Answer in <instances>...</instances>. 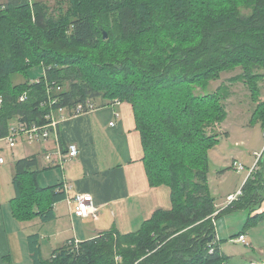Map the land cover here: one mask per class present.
<instances>
[{
	"label": "trees",
	"instance_id": "16d2710c",
	"mask_svg": "<svg viewBox=\"0 0 264 264\" xmlns=\"http://www.w3.org/2000/svg\"><path fill=\"white\" fill-rule=\"evenodd\" d=\"M53 1L0 4V138L19 122L47 125L49 114L61 108L73 116L89 101L128 103L150 185L171 190V209L157 211L134 233L113 229L90 240L69 239L50 259L42 256L40 235H31L33 264H226L216 223L248 211L238 239L264 220V212L257 213L264 202V161L241 195L218 209L209 186L210 151L219 143L213 130L227 119L232 84L257 94L264 76L254 71L264 69V0ZM140 24L143 32L148 27L147 43L120 50L119 37L136 35ZM35 67L44 72L34 79L38 83L28 77ZM238 69L242 73L229 84L206 92L222 73ZM15 75L25 81L15 83ZM256 114L264 130V102ZM40 172L36 155L15 163L11 208L20 222H52L55 204L67 199L63 184L41 187Z\"/></svg>",
	"mask_w": 264,
	"mask_h": 264
},
{
	"label": "crops",
	"instance_id": "0c3cea01",
	"mask_svg": "<svg viewBox=\"0 0 264 264\" xmlns=\"http://www.w3.org/2000/svg\"><path fill=\"white\" fill-rule=\"evenodd\" d=\"M117 112L121 114L118 118L115 115ZM44 142L31 145L23 140L14 149L7 147L5 141L0 142L6 158V163L0 165V264H33L28 244V238L33 234L23 235L21 228L24 226L25 230V224L32 228L31 223L35 220H38L39 226L46 224L40 219L20 222L14 218L11 201L16 195L13 185L15 171L7 166L9 153L15 161L34 155L38 159L43 157L39 159V169L49 170L46 174L61 167L60 180L57 171L51 175L58 181L56 185L63 184L71 189L66 192V200L55 204L56 219L49 223L55 225L50 235L63 239V244L69 239L80 242L90 240L113 229L121 234L134 233L157 211L171 209V190L167 186L150 185L144 165L142 139L130 104L122 102L120 106H106L90 114L67 119L59 125L57 134L53 133ZM71 144L77 145L80 151L74 159L69 158L68 147ZM64 164L66 168H62ZM237 164L233 165L235 169ZM76 194L92 195L98 207V218L90 217L99 223L93 230L94 234L97 233L93 238H85L87 227L83 224L87 218L73 213ZM216 206L224 208L217 202ZM261 212H264V202L257 211ZM67 217H70L71 224L75 222L73 236H69L71 231L62 229L63 223L67 225ZM105 217L110 218L108 224ZM44 236L46 238V235H40L41 241L45 240ZM44 245L42 241V256Z\"/></svg>",
	"mask_w": 264,
	"mask_h": 264
},
{
	"label": "rangeland",
	"instance_id": "374dc122",
	"mask_svg": "<svg viewBox=\"0 0 264 264\" xmlns=\"http://www.w3.org/2000/svg\"><path fill=\"white\" fill-rule=\"evenodd\" d=\"M5 1L6 0H0V4ZM45 1L54 5L53 0ZM139 23L143 24L142 21H139ZM141 24L139 25L140 31L138 30L136 35L125 39H122V36L119 37L120 50L137 48L139 46H144L147 43V37L150 35L146 33L148 27L143 32ZM156 35L157 33L155 32L153 37L156 38ZM145 47H148V44ZM254 71L256 73L264 74L263 68H258ZM43 73L41 67H35L29 71L28 77L31 78L33 82L36 77L41 76ZM240 73H242V69L222 73L221 79L212 82L206 92L210 94L216 92L222 83L229 84V79ZM13 81L17 84L24 82L25 76L15 75L13 76ZM230 89L231 96L225 101L227 119L223 124L216 123L213 131L219 133V143L212 151H210V191L217 204H222L224 207L241 195L245 179L252 172H257L259 169V166L257 165L259 160L264 161V130L260 123L259 115L256 114L259 103L264 102V76L257 82L256 95L250 92L249 87L243 83L232 84ZM198 92L202 91L199 90ZM114 102L115 100L109 101L108 106H111ZM61 114L62 113L58 112L55 115V128H52V130H54L53 133L58 132V127L62 122L72 117H77L74 115L71 116L70 113L66 114L65 112L63 114L65 115V119H62ZM15 123L16 121L12 122V124ZM29 144L35 145L36 143L29 142ZM7 156V166L15 171V163L17 161L11 157L10 153L7 154ZM39 159H43V157H40ZM235 162L238 163L236 169L233 166ZM65 164L62 168H66ZM241 165L242 167L244 166V171ZM56 168V170L52 169L51 171H57V175L58 173L60 175V180L62 178V169L61 167ZM48 171L49 170H41V172L38 173L39 185L43 188L54 186L58 182L56 178H54L55 176L51 175L52 172L46 174ZM45 174L47 177H45ZM239 189L240 191L238 192ZM231 194H233V196L230 197L229 195ZM248 215V211L232 212L222 216L216 223L217 240L221 246L220 248L229 256V260L226 264H264V220L256 228L249 229L245 234L248 245L240 244L237 242L239 238L237 239V237H234V235H238L243 230L248 221ZM66 219L68 221L67 225L63 223L62 229L71 231L69 236H73L75 222L71 224L70 217H67ZM85 220H87L86 223L83 224L85 228L87 227L85 238L89 239L95 237L97 233L94 234L93 230L98 227L99 223L94 222L90 217ZM37 221L38 220H35L31 223L32 228H29V224H25L26 229L24 230L23 226L21 228L22 233L23 235H27L29 232L33 235H46V238L44 236L45 240H42L45 244L43 256L45 259H50L53 252L63 245V239L58 240L54 235H50L54 231L55 225H53V223H46L39 226V222ZM109 221L110 218L105 219L106 224H108ZM117 224L118 226H121L119 223ZM88 234L91 235L88 236ZM261 249L263 251H261ZM250 260L253 261L250 262Z\"/></svg>",
	"mask_w": 264,
	"mask_h": 264
},
{
	"label": "built area",
	"instance_id": "2783aa9c",
	"mask_svg": "<svg viewBox=\"0 0 264 264\" xmlns=\"http://www.w3.org/2000/svg\"><path fill=\"white\" fill-rule=\"evenodd\" d=\"M33 82L38 83L39 80H34ZM62 88L60 86L57 87V91H60ZM26 99V96L21 97V101H24ZM56 101H54L55 103ZM2 104V99H0V106ZM113 106H119L121 105V102L116 99ZM102 108L100 105L97 106V104H94L92 102H87V109H84L83 106H79L77 108V112L74 116H79L81 114H89L92 113L98 109ZM61 114L62 119H65V115H63L66 110L64 108L59 109L58 111ZM56 112H51L49 114L48 118L51 119V123L47 125H41V126H33V127H28L27 124L19 122L16 126L12 127L10 130V133L8 136L5 138H0L1 141H5L7 147L10 149H14L17 147L18 143L20 141L26 140L27 142L31 143H41L44 141L49 140L51 135L53 134L52 128H55V115ZM116 117H120L119 113L115 114ZM114 125V123H111ZM57 134V133H56ZM69 149V158L74 159L76 158L80 151L77 145L71 144L68 147ZM3 151L0 146V165H3L6 163V158L3 156ZM47 159L50 161L51 157L48 156ZM63 162V160H62ZM242 167V165H241ZM244 171V166L242 167ZM71 188L68 186L65 187L66 192L69 191ZM74 208H73V213L74 215L81 217V218H88L93 216L94 218H98V208L94 202V198L90 194H76L74 198ZM240 244L247 245V239L245 236L241 235L239 239L237 240Z\"/></svg>",
	"mask_w": 264,
	"mask_h": 264
},
{
	"label": "water",
	"instance_id": "95a60500",
	"mask_svg": "<svg viewBox=\"0 0 264 264\" xmlns=\"http://www.w3.org/2000/svg\"><path fill=\"white\" fill-rule=\"evenodd\" d=\"M104 38H105V39H107V34H106V32H105V34H104ZM213 238H214V237H213V236H211L209 240H210V241H212V240H213Z\"/></svg>",
	"mask_w": 264,
	"mask_h": 264
}]
</instances>
